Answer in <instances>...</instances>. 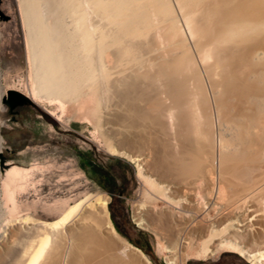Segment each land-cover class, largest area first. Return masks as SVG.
Segmentation results:
<instances>
[{"label": "bare ground", "instance_id": "1", "mask_svg": "<svg viewBox=\"0 0 264 264\" xmlns=\"http://www.w3.org/2000/svg\"><path fill=\"white\" fill-rule=\"evenodd\" d=\"M18 2L34 94L62 110L83 107L108 149L138 162L152 192L151 203L136 207L139 224L175 259L201 254L200 246L264 264V252L250 247L264 242V0ZM139 117L150 122L147 134L172 138L166 143L178 151L162 153L166 165L146 148L160 136L140 140ZM107 200L64 203L50 221L3 223L0 259L23 233L16 264H152L116 231Z\"/></svg>", "mask_w": 264, "mask_h": 264}, {"label": "rangeland", "instance_id": "2", "mask_svg": "<svg viewBox=\"0 0 264 264\" xmlns=\"http://www.w3.org/2000/svg\"><path fill=\"white\" fill-rule=\"evenodd\" d=\"M0 33V87L17 90L32 100L30 104L16 107L12 113L6 112L0 125L2 141L0 148V228H3L4 224L24 217L54 220L59 215V206L64 203L73 204L82 200L83 197H90V200L108 198L107 209L112 225L132 245L140 248L152 264L253 263L254 257L240 251L221 248L222 250L213 251L212 255V252L204 253V249L200 246L199 250L197 247V250L201 254L189 255L185 252L187 256L184 254L183 257L177 255L176 259L173 258L167 251V247L163 246L165 244L156 238L155 232L150 227L139 224L135 215L137 206L147 205L152 200H149L152 193L149 190L150 187L138 176V162L127 156L112 153L108 149L106 139L95 125L96 121L92 122V119L83 117L85 113L83 107L77 109L78 106L72 108L67 105L62 110L55 100L34 94L32 90L33 76L27 56L26 29L22 22L18 0H0ZM33 96L35 97L33 98ZM134 96L138 97L134 94L132 98ZM137 97L133 99V104L137 107H145V101L142 98L139 100V97L140 103H137L139 102ZM136 120L141 125L137 122V125L135 123L133 125L137 130L141 129V132H137L141 137L143 136L140 139L142 142H148L155 136L156 139L159 138L160 134L151 136L142 130L146 124L150 125L146 117H139ZM145 121L148 122L145 123ZM148 128L152 129L150 126ZM165 134L168 135V132ZM165 134V137L160 136L158 141L152 142L153 145L145 144L146 148L151 146L150 149L154 155L158 154V158H162V161L165 160L164 165L168 163L166 158H168L170 150L178 151L173 147V144L168 145L172 143L170 140L172 138ZM145 135H147V139L150 135L148 141H146ZM141 141L138 142L140 145L137 144L139 151L136 152L138 156H140V152L142 153L140 157L145 156L148 152L142 146L143 144L141 145ZM161 141L165 143L161 144ZM165 147H169V150ZM145 150L146 152H144ZM153 150L156 151V154ZM163 152L164 155H166L165 152L168 155L165 157ZM160 153L161 156H159ZM91 164H99L113 174L116 178L115 187H102L92 171ZM152 178L155 179L154 176ZM255 200L258 203L259 200L257 198ZM20 236L23 239L21 238V241H17L16 245L11 246V252L5 256L6 258H3L4 260L0 259V264L2 262L16 264L19 261L20 251L26 240L23 233ZM256 241V247L253 243L250 246L251 250L253 247L252 251L262 254L264 242ZM207 246L209 249L214 248L213 244H207ZM262 246L263 248H261Z\"/></svg>", "mask_w": 264, "mask_h": 264}, {"label": "water", "instance_id": "3", "mask_svg": "<svg viewBox=\"0 0 264 264\" xmlns=\"http://www.w3.org/2000/svg\"><path fill=\"white\" fill-rule=\"evenodd\" d=\"M2 103L7 107L6 112L12 113L16 107L30 104L32 100L17 90L9 89L7 95L2 98Z\"/></svg>", "mask_w": 264, "mask_h": 264}, {"label": "trees", "instance_id": "4", "mask_svg": "<svg viewBox=\"0 0 264 264\" xmlns=\"http://www.w3.org/2000/svg\"><path fill=\"white\" fill-rule=\"evenodd\" d=\"M92 171L97 177L98 183L104 188L115 187L116 178L99 164H91Z\"/></svg>", "mask_w": 264, "mask_h": 264}]
</instances>
